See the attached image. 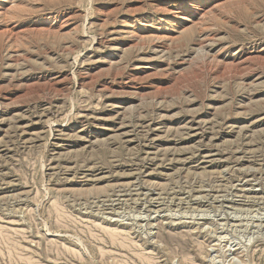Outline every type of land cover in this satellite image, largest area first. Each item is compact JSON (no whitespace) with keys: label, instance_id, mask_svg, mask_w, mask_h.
<instances>
[{"label":"rangeland","instance_id":"1","mask_svg":"<svg viewBox=\"0 0 264 264\" xmlns=\"http://www.w3.org/2000/svg\"><path fill=\"white\" fill-rule=\"evenodd\" d=\"M0 264H264V0H0Z\"/></svg>","mask_w":264,"mask_h":264}]
</instances>
